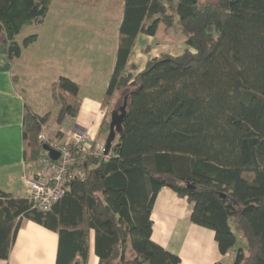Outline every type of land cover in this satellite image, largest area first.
Masks as SVG:
<instances>
[{"label": "trees", "instance_id": "1", "mask_svg": "<svg viewBox=\"0 0 264 264\" xmlns=\"http://www.w3.org/2000/svg\"><path fill=\"white\" fill-rule=\"evenodd\" d=\"M51 1L0 0L9 60L36 40L35 33L15 37L22 26L41 23ZM175 23L186 37L183 52L129 72L138 34ZM117 39L102 108L121 94L127 112L109 158L88 154L84 178L70 180L46 211L0 189V259L29 220L58 234L55 264H87L91 235L97 264H178L177 254L151 239L154 200L169 187L193 204L190 220L214 231L232 264H264V0H123ZM79 90L66 76L51 85L58 125L78 113ZM49 114L25 105V164L40 156L38 135ZM236 234L244 247H235Z\"/></svg>", "mask_w": 264, "mask_h": 264}, {"label": "crops", "instance_id": "2", "mask_svg": "<svg viewBox=\"0 0 264 264\" xmlns=\"http://www.w3.org/2000/svg\"><path fill=\"white\" fill-rule=\"evenodd\" d=\"M122 6L123 4L114 17L112 14L115 10L111 6L94 8L97 13L111 15L108 20L114 21L111 35H116V40L122 18ZM59 11L61 17L57 22L48 24V8L44 19L38 23L41 27L44 26V29L42 27L24 32L31 23L22 26L15 37L16 41L21 42L24 37L33 33L37 37L34 42L22 48L17 58L9 60L5 53L7 43L0 41V189L16 195H25L24 178H39L40 171L37 164L24 163L23 114L26 104L38 115L50 113L47 122L52 117L55 124L49 132L52 136H56L59 131V138L68 139L73 131L88 130L98 141L105 140L101 126L103 121L107 120L108 106L102 108V97L113 71L117 41L108 69L99 79L103 70L102 58L98 52H94L88 59L83 58L82 45L91 44L88 41L82 42L81 39H102L106 31H97L94 28V31L83 35V27L85 30V26L91 25L81 22L80 7L59 8ZM63 15L67 16L62 17ZM158 32L159 27L154 35L138 34L126 65L129 72L137 74L149 59L161 54L179 55L186 48L184 41L171 42L169 38H158ZM139 41L144 43L141 48H138ZM134 50H137L136 54ZM63 63L66 68L62 67ZM63 69H66L67 73L63 72ZM59 76H66L80 86L78 113L74 117L65 118L61 125L55 122L56 108L51 97V85ZM114 99L109 105H112ZM192 207L193 204L186 197L179 196L169 187H162L150 214L151 239L164 249L177 254L180 258L178 264L225 262L233 253L229 251L221 254L214 231L190 220ZM57 246L58 234L55 231L23 220L7 259H0V264H55ZM89 261L91 264H97L92 235L87 264Z\"/></svg>", "mask_w": 264, "mask_h": 264}, {"label": "built area", "instance_id": "3", "mask_svg": "<svg viewBox=\"0 0 264 264\" xmlns=\"http://www.w3.org/2000/svg\"><path fill=\"white\" fill-rule=\"evenodd\" d=\"M89 131H73L68 139L50 135L47 126H42L38 135L42 142L40 156L35 164L40 168L39 178H24L26 193L34 207L49 210L67 190L68 182L76 178H84L83 162L88 154H94L107 160L110 152L105 153L104 142L97 141ZM48 148L44 149L43 146ZM50 150L58 153L56 159L50 156Z\"/></svg>", "mask_w": 264, "mask_h": 264}, {"label": "rangeland", "instance_id": "4", "mask_svg": "<svg viewBox=\"0 0 264 264\" xmlns=\"http://www.w3.org/2000/svg\"><path fill=\"white\" fill-rule=\"evenodd\" d=\"M121 4H123V0H52L49 4V12L47 14V19H48L47 23L48 24H51L53 22H57V19L59 17H61V15L59 14V12H60L59 8H67V7L79 8L80 7L81 22L85 23L86 25L87 24L91 25L89 27L85 26L86 31L84 30V27H83V30H82L83 35L86 32L94 31L95 30L94 28H96L97 31H99L100 29L106 31L105 36L102 39H100L99 37H97L96 39H86V38L81 39L82 42L88 41L89 44L92 45V46L91 45H87V46L82 45V57L83 58L88 59L94 52H98V55L102 58L103 70L101 72L102 75L99 76V79L102 76H104V74L106 73V69H108L110 58L114 54L115 42L117 40H116V35H114V36L111 35V32H112L113 27H114V25H113L114 21L108 20V18L110 19L111 15L106 16L105 14L103 15V13H101V12L97 13V10H94V8L95 7L101 8V7L111 6L115 10L114 14H112L114 17V16H116V11H118V9L121 8ZM66 16L67 15H63L62 17H66ZM42 27L44 29V26H42ZM42 27L40 24L33 22L30 24V26H27V28L24 29L25 30L24 32H28V30L41 29ZM116 34H117V31H116ZM158 38H161L163 40H164V38H169V41H171V42H183V41H185L186 37L181 32L180 26L175 23L173 26L168 28L166 31H164L163 26L160 25L159 26V32H158ZM92 43H95V44H92ZM143 44L144 43L142 41H139L138 48L139 47L141 48L143 46ZM96 45H98V46H96ZM136 51L137 50H134V54H136ZM96 55H97V53H96ZM83 58H81L82 61H83ZM63 64L64 65H62V64H59V65L60 66L62 65L63 68H66L65 67L66 64L65 63H63ZM65 70L66 69H63V72L67 73V71H65ZM101 80H97V81H101ZM123 98H124L123 95L117 94L116 98L112 102V105H108V108L106 110L107 113H108V111H110V113H111V111L113 109H115L114 107H116V106L119 107L122 104ZM49 108H51V105H49ZM56 110H55V113H56ZM107 113H106V115H107ZM108 118L110 119V115ZM44 125L48 127L49 132L52 131V130H50L51 127L55 126V124L52 120V117L49 119L47 124L45 123ZM86 131H88V130H86ZM107 133H108V130L103 132V135L105 134L104 136L106 137ZM91 135H93V134L91 133ZM96 139H97V137H96ZM117 139H118V137L116 135L113 143H116ZM244 245L245 244H244L243 239L238 234H236L235 247L236 248L237 247H244ZM127 257L130 258V257H132V255L128 252ZM233 257H234L233 255H231L230 257H227L225 260V263L232 264L233 263V260H232ZM89 264H91L90 261H89Z\"/></svg>", "mask_w": 264, "mask_h": 264}, {"label": "water", "instance_id": "5", "mask_svg": "<svg viewBox=\"0 0 264 264\" xmlns=\"http://www.w3.org/2000/svg\"><path fill=\"white\" fill-rule=\"evenodd\" d=\"M1 32V25H0ZM127 112V96H124L122 104L117 108L113 109L110 113V121L108 126V133L104 140V149L105 153H107L113 143L117 134H120L122 131V122ZM44 149H47L48 146L44 145ZM50 156L54 159L57 158L58 153L54 150H50Z\"/></svg>", "mask_w": 264, "mask_h": 264}]
</instances>
